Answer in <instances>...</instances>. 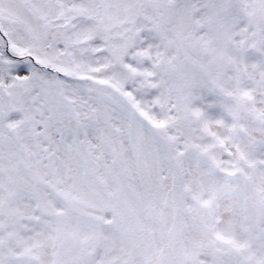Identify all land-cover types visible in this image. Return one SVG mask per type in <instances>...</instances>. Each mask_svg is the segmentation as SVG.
<instances>
[{"label": "snow or ice", "instance_id": "snow-or-ice-1", "mask_svg": "<svg viewBox=\"0 0 264 264\" xmlns=\"http://www.w3.org/2000/svg\"><path fill=\"white\" fill-rule=\"evenodd\" d=\"M0 264H264V0H0Z\"/></svg>", "mask_w": 264, "mask_h": 264}]
</instances>
